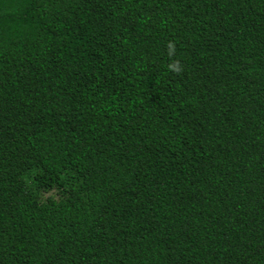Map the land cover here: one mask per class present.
<instances>
[{
  "label": "trees",
  "instance_id": "obj_1",
  "mask_svg": "<svg viewBox=\"0 0 264 264\" xmlns=\"http://www.w3.org/2000/svg\"><path fill=\"white\" fill-rule=\"evenodd\" d=\"M0 264H264V0H0Z\"/></svg>",
  "mask_w": 264,
  "mask_h": 264
}]
</instances>
